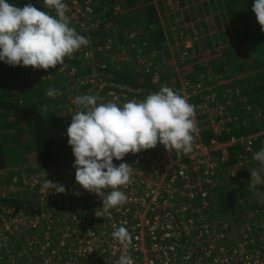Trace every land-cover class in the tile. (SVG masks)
Masks as SVG:
<instances>
[{
    "label": "trees",
    "instance_id": "obj_1",
    "mask_svg": "<svg viewBox=\"0 0 264 264\" xmlns=\"http://www.w3.org/2000/svg\"><path fill=\"white\" fill-rule=\"evenodd\" d=\"M7 2L18 8L31 3L55 15L54 10L43 5V0ZM75 2L74 11L91 8L93 22L97 23L90 32L95 63L79 62L72 54L56 69L45 71L11 67L0 61V124L3 126L0 207L25 214L30 208V214V206L38 196L27 179L38 173H55L67 164H74L67 137L68 106L75 110L76 106L71 105L74 97L93 95L95 87L86 76L95 65L105 82L140 91L138 95L130 94L128 99L140 101L164 85L183 95L177 70L171 62L180 54H187L190 60L184 64L187 68L184 67L183 82L195 85L188 91L192 95L189 103L195 105V110L204 105L212 109V113L200 117L209 125L201 131L203 140L226 142L232 136L264 130V33L252 12L254 0ZM66 15L71 19L67 12ZM75 30L80 34V27ZM191 40L194 45L187 49L186 42ZM251 49L257 52L253 57L249 56ZM81 50L85 52L86 47L75 51L78 57ZM77 67L73 75L72 69ZM48 89H56L59 94L49 98ZM112 91L113 87H108L97 97L110 102ZM71 93L74 97H70ZM209 95L215 96L208 98ZM218 107L222 111L220 116ZM196 116L199 118L197 111ZM214 116L215 119L211 118ZM241 149L233 150L243 152ZM238 158L231 152L227 163ZM15 175L16 182L13 181ZM249 175L245 172L244 182L238 183L236 188L225 180L223 186L210 192V209L218 213L219 220L231 222L249 209L256 216L264 211V199L247 190ZM260 193L264 194V190ZM238 196L243 200L239 208L235 205L240 201ZM14 230L6 236L11 242L24 240L33 233L30 229ZM17 244L20 249L16 252L20 253L23 242Z\"/></svg>",
    "mask_w": 264,
    "mask_h": 264
},
{
    "label": "built area",
    "instance_id": "obj_2",
    "mask_svg": "<svg viewBox=\"0 0 264 264\" xmlns=\"http://www.w3.org/2000/svg\"><path fill=\"white\" fill-rule=\"evenodd\" d=\"M63 1L68 6L66 12L71 15V22L79 23L80 35L90 41L85 52L79 51V57L74 52L73 57L79 62L95 63L90 32L97 23L93 22L92 9L74 11L75 0ZM81 19H84L82 24ZM77 71L78 67L73 68V75ZM86 80L95 87L92 90L95 96L113 87L110 102L118 106L128 102L130 94H140L126 86L105 82L96 65ZM179 82L189 103L192 95L188 91L195 85L181 79ZM197 86L201 92V84ZM132 100L139 101L138 98ZM97 103H105V100L98 98ZM68 108L66 122L70 124L71 116L78 109ZM196 111L198 131L192 153H168L158 143L154 149L129 153L123 161H113L116 165L126 162L135 167L129 183L120 188L127 195V201L103 218L95 215L102 201L76 184L73 165L27 179L38 196L30 206L31 213L28 208L26 217L23 212L0 207V264H115L121 247L112 238V232L120 226L126 227L132 236L129 254L134 264H264V213L256 216L249 209L228 222L215 218L210 209L211 191L223 186L225 180L236 188L238 183L244 182L245 172L259 167L253 155L264 147V130L232 136L226 142L217 139L207 142L201 131L209 125L200 117L212 113V109L204 105ZM217 111L220 116L221 107ZM237 147H242L243 152L233 150ZM231 152L240 158L227 163ZM17 178L15 175L13 181ZM46 178L63 184L66 193L42 191ZM263 190L264 185L257 186V192ZM75 191L81 195H75ZM237 199L239 201L240 196ZM13 228L18 232L30 229L33 233L24 240L11 242L6 236ZM22 242L23 248L18 253L17 243Z\"/></svg>",
    "mask_w": 264,
    "mask_h": 264
},
{
    "label": "clouds",
    "instance_id": "obj_3",
    "mask_svg": "<svg viewBox=\"0 0 264 264\" xmlns=\"http://www.w3.org/2000/svg\"><path fill=\"white\" fill-rule=\"evenodd\" d=\"M43 5L55 15L37 9L33 4L18 8L0 0V61L11 67H31L33 70L56 69L90 41L70 26L63 0H43ZM252 12L264 33V0H254ZM58 90L48 89L46 96L54 98ZM95 95H79L73 100L78 109L67 127L68 145L74 156L75 181L83 190L95 194L102 207L95 210L97 218L110 215V210L123 205L128 197L121 186L130 181L134 165L123 161L129 153L154 149L159 143L166 152L188 155L193 152L196 124L195 105L188 103L180 92L164 85L146 99L130 100L118 106L114 102L97 103ZM259 167L251 169L247 190L261 199L258 185H264V147L254 153ZM66 193L63 184L45 179L42 191ZM79 196V191L74 192ZM121 247L115 264H134L129 254L132 236L126 227L112 232ZM188 259V257H185Z\"/></svg>",
    "mask_w": 264,
    "mask_h": 264
},
{
    "label": "rangeland",
    "instance_id": "obj_4",
    "mask_svg": "<svg viewBox=\"0 0 264 264\" xmlns=\"http://www.w3.org/2000/svg\"><path fill=\"white\" fill-rule=\"evenodd\" d=\"M170 2H172V1H170ZM81 24H82V21H81ZM70 26H72V27H74L75 29H77L78 27H80L81 25L79 24V23H72L71 22V20H70ZM181 37H182V35H181ZM182 42V41H181ZM192 45H194L193 44V41L191 40V42L190 41H187L186 42V48L187 49H191V47H192ZM254 54H257V52H255V51H252V49H251V51H250V53H249V56H251V57H253V56H255ZM217 56H218V54H217ZM217 56H215V57H217ZM257 56V55H256ZM190 60V57L187 55V54H180V56H179V58H175L174 60H172V62H171V64H173V66L176 68V70H177V77L179 78V79H181V81L183 82V77H184V67H186L187 68V65L186 66H184V64H185V62L186 61H189ZM177 66V67H176ZM176 81V80H175ZM74 93H71V95H70V97H74ZM2 124H0V140H2V138H3V131L1 130L2 129ZM1 142V141H0ZM221 168H223V167H221ZM250 174V172H248V175ZM248 179L250 180L251 179V177H250V175H249V177H248ZM12 189H14V188H12ZM225 189H227V187L225 188ZM249 196H250V194H249ZM248 196V197H249ZM247 197V198H248ZM251 203V202H250ZM236 205V204H235ZM241 207V204H237V207ZM233 207H235L236 208V206H233ZM238 207V208H239ZM215 211L214 210H212L211 211V213H212V215L214 216V217H216V218H220V217H217L218 216V213H214ZM253 212V211H252ZM264 213V211L261 213V214H263ZM26 217L28 216V213L25 215ZM231 215H228V217H230ZM264 233V232H263Z\"/></svg>",
    "mask_w": 264,
    "mask_h": 264
}]
</instances>
